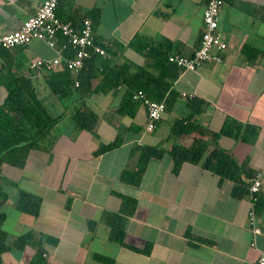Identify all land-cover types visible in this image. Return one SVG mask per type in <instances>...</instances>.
I'll list each match as a JSON object with an SVG mask.
<instances>
[{
  "label": "crops",
  "instance_id": "1",
  "mask_svg": "<svg viewBox=\"0 0 264 264\" xmlns=\"http://www.w3.org/2000/svg\"><path fill=\"white\" fill-rule=\"evenodd\" d=\"M42 2L0 0V35L19 28ZM205 4L206 0H60L57 11L62 20L90 17L99 40L124 45L118 60L142 64L144 55L129 46L137 35L168 38L179 53L191 55L200 44ZM219 30L228 43L222 60L181 71L173 84L177 98L153 131L146 129V108L141 103L133 115L117 113L126 90L121 86L88 99L97 115L93 130L77 127L66 115L55 127L52 150H32L23 167L1 165L0 185L8 198L1 208L6 216L0 231L9 246L0 252L2 264H37L36 246L16 245L26 233L42 237L48 264L256 262L264 247V0H225ZM245 46L261 53L251 59ZM55 55L40 39L1 52L0 104L8 94L7 82L24 76L40 87L52 115L72 106L73 100H61L47 87L48 72L31 67L34 59ZM191 95L196 101L188 98ZM189 116L210 132H219L228 117L259 126L253 143L227 135L204 136L207 152L219 146L254 174L262 172L258 221L263 234L256 237L255 246L249 226L250 196H235L233 181L199 163L185 161L177 173L173 171L172 145L189 146L198 134H173L174 122ZM117 135L123 138L121 145L95 154L100 144ZM143 144L160 145L166 152L151 158L139 185L122 181L123 170L133 169L137 162L138 153L130 155L132 148ZM21 190L41 197L38 215L17 207ZM120 194L137 199L134 212L123 213L124 243L110 238L111 226L102 220L105 210L122 213Z\"/></svg>",
  "mask_w": 264,
  "mask_h": 264
},
{
  "label": "trees",
  "instance_id": "2",
  "mask_svg": "<svg viewBox=\"0 0 264 264\" xmlns=\"http://www.w3.org/2000/svg\"><path fill=\"white\" fill-rule=\"evenodd\" d=\"M93 12L97 11L93 10ZM90 16L92 15L90 14ZM93 17L96 20L98 15L93 13ZM81 21L74 22L79 25ZM94 38L96 44L100 45L106 53H92L86 59L82 70L77 75L79 80L77 86L75 85V77L67 66H62L46 75V85L51 92L66 102L73 100L72 106L68 105L61 114L54 116L49 112L41 98L40 87L35 85L30 77L18 76L7 82L8 94L4 102L0 104V168L3 163L23 167L32 150L40 149L46 152L52 150L57 136L55 127L66 115H70V119L77 127L93 130L97 115L89 106L88 99L94 93H107L124 86L126 90L121 100V107L117 110L119 115L128 113L133 115L135 113L140 102L134 100L133 95L138 90L146 92L152 100L163 101L166 109H170L177 98L173 84L184 69L176 62L171 61L170 56L180 54L191 57L200 46L199 44L191 55H184L174 49V42L168 38L153 40L137 35L129 43V46L145 57L142 64H137L127 58L121 61L117 59L124 49L122 43H106L99 40L95 35ZM244 52L249 58L255 59L261 50L245 46ZM188 98L192 101L195 100L193 96H188ZM199 102L201 101L199 100ZM202 110V107L196 109L193 115ZM172 131L176 136L198 133L189 146L174 143L170 148L169 153L172 157L175 173L179 171L185 161L199 163L204 169L219 175L221 179L233 181V194L235 196H250V182H247L245 177H253V170L248 168L246 163L240 164L227 150L219 146L207 152L204 136L211 135L216 139L220 135H227L253 143L259 134V126L249 123L243 124L235 118L228 117L219 132H210L207 128L191 120V116H189L176 120ZM122 141V136L117 135L113 141L100 144L95 150V154L98 155L116 148L121 145ZM165 152L166 149L160 145H135L130 155L133 156L138 153L136 165L133 169H124L121 180L132 185H139L151 158L161 157ZM120 197L122 213L105 210L102 214V220L111 226L110 238L124 243L127 221L125 215L134 212L137 199L124 194H120ZM7 198L0 185V223L6 216L1 208ZM260 200L259 194L256 202L257 212L262 205ZM17 207L33 215H38L41 197L21 190L17 198ZM48 240L55 242L53 238H48ZM27 244L37 247L35 256L37 264H48L44 256L42 237L26 233L21 235L16 243L19 248H23ZM8 249L6 235L0 231V252ZM148 250L149 246L144 249V251ZM0 264H2L1 260Z\"/></svg>",
  "mask_w": 264,
  "mask_h": 264
},
{
  "label": "built area",
  "instance_id": "3",
  "mask_svg": "<svg viewBox=\"0 0 264 264\" xmlns=\"http://www.w3.org/2000/svg\"><path fill=\"white\" fill-rule=\"evenodd\" d=\"M225 0H207L203 11V28L200 46L193 56L180 54L170 56V60L186 69L195 70L205 61L219 62L221 52L228 48L219 30L221 8ZM59 0H43L38 11L26 18L21 26L13 31L0 35V53L5 49H13L20 45L29 44L33 39H40L56 51L53 58H36L31 62L33 69L51 72L67 66L75 77V85L79 84L77 75L92 53L105 54V50L95 42L94 23L90 17L84 18L79 25L74 21L62 20L57 14ZM183 95H186L185 93ZM192 96V95H191ZM133 99L139 101L147 114L146 129L153 131L156 123L166 111L163 101L152 100L146 92L138 90ZM262 172L258 171L250 179L251 208L249 211V226L253 234L251 244L256 245V237L263 234L258 221L256 202L261 192ZM253 264H264V247Z\"/></svg>",
  "mask_w": 264,
  "mask_h": 264
}]
</instances>
